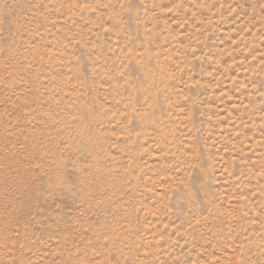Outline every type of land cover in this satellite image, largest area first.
Instances as JSON below:
<instances>
[{
	"label": "rangeland",
	"instance_id": "1",
	"mask_svg": "<svg viewBox=\"0 0 264 264\" xmlns=\"http://www.w3.org/2000/svg\"><path fill=\"white\" fill-rule=\"evenodd\" d=\"M0 264H264V0H0Z\"/></svg>",
	"mask_w": 264,
	"mask_h": 264
}]
</instances>
